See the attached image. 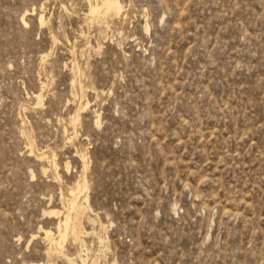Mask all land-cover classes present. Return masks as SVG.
Here are the masks:
<instances>
[{
  "label": "rangeland",
  "instance_id": "374dc122",
  "mask_svg": "<svg viewBox=\"0 0 264 264\" xmlns=\"http://www.w3.org/2000/svg\"><path fill=\"white\" fill-rule=\"evenodd\" d=\"M118 1L0 0V264H264V0Z\"/></svg>",
  "mask_w": 264,
  "mask_h": 264
},
{
  "label": "bare ground",
  "instance_id": "6f19581e",
  "mask_svg": "<svg viewBox=\"0 0 264 264\" xmlns=\"http://www.w3.org/2000/svg\"><path fill=\"white\" fill-rule=\"evenodd\" d=\"M99 4V3H98ZM122 5H120V2L118 1V0H101V4H100V6L98 7V8H96V9H94L93 7H91V13H95V15L96 14H98L97 13V11L99 12V11H101V10H103V9H105V11L107 12V15H108V13H110L109 15H111V13H113V14H116V16L118 15L119 16V14H120V11H121V7ZM97 7V6H96ZM104 11V12H105ZM103 14H105V13H103ZM99 15V14H98ZM104 16V15H103ZM92 17H93V15H92ZM106 17V16H105ZM44 18V17H43ZM40 23L41 24H43L44 22H43V19H42V17H40ZM32 153V152H31ZM44 157H45V155H44ZM41 158V157H40ZM45 159V158H44ZM51 166V165H50ZM52 168V167H51ZM55 168H57V167H55ZM72 191V190H71ZM78 191V190H77ZM80 191V190H79ZM53 214H56L55 212H49L48 213V215H53ZM64 222H65V220H64ZM69 222V221H68ZM64 224V223H63ZM42 230V232L45 234V236H46V238L47 239H50L51 238V236H52V233H51V231H48V230H43V229H41ZM65 237V236H64ZM62 240V239H61ZM52 249H50V251H51ZM54 250V249H53ZM69 262L70 263H72V261L71 260H69Z\"/></svg>",
  "mask_w": 264,
  "mask_h": 264
}]
</instances>
